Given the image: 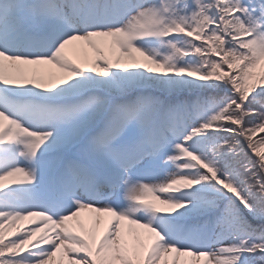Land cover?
<instances>
[{"label":"snow or ice","instance_id":"snow-or-ice-1","mask_svg":"<svg viewBox=\"0 0 264 264\" xmlns=\"http://www.w3.org/2000/svg\"><path fill=\"white\" fill-rule=\"evenodd\" d=\"M0 264H264V0H0Z\"/></svg>","mask_w":264,"mask_h":264},{"label":"rangeland","instance_id":"rangeland-1","mask_svg":"<svg viewBox=\"0 0 264 264\" xmlns=\"http://www.w3.org/2000/svg\"><path fill=\"white\" fill-rule=\"evenodd\" d=\"M69 55H70V56H73L74 59H78V60H81V59H82L81 57L75 55V54L72 53L71 51L69 52ZM85 215H87V214H85ZM22 226L31 227V225H27L26 222H25V225H22Z\"/></svg>","mask_w":264,"mask_h":264}]
</instances>
